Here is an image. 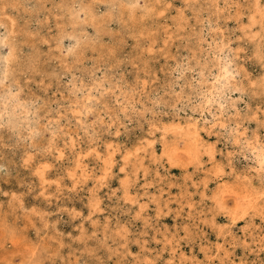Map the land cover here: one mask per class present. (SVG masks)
<instances>
[{"label":"rangeland","instance_id":"obj_1","mask_svg":"<svg viewBox=\"0 0 264 264\" xmlns=\"http://www.w3.org/2000/svg\"><path fill=\"white\" fill-rule=\"evenodd\" d=\"M0 264H264V0H0Z\"/></svg>","mask_w":264,"mask_h":264}]
</instances>
